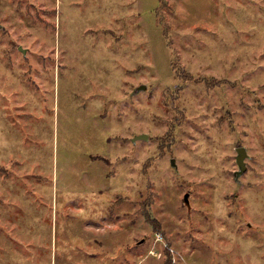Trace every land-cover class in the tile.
Returning <instances> with one entry per match:
<instances>
[{"label":"rangeland","instance_id":"1","mask_svg":"<svg viewBox=\"0 0 264 264\" xmlns=\"http://www.w3.org/2000/svg\"><path fill=\"white\" fill-rule=\"evenodd\" d=\"M0 264H264V0H0Z\"/></svg>","mask_w":264,"mask_h":264},{"label":"water","instance_id":"2","mask_svg":"<svg viewBox=\"0 0 264 264\" xmlns=\"http://www.w3.org/2000/svg\"><path fill=\"white\" fill-rule=\"evenodd\" d=\"M146 88V85L142 84L141 86H139L137 88V90H140V89H145ZM138 138H148V135L147 134H141L138 136ZM237 150V162H238V165H239V170H237L235 172V175H236V178L238 179L240 177V175H242L244 173V171L246 170L247 168V165H246V156H247V149L245 146H239L236 148ZM174 164V163H173ZM185 201L187 202L188 201V193L185 195Z\"/></svg>","mask_w":264,"mask_h":264},{"label":"trees","instance_id":"3","mask_svg":"<svg viewBox=\"0 0 264 264\" xmlns=\"http://www.w3.org/2000/svg\"><path fill=\"white\" fill-rule=\"evenodd\" d=\"M146 219L149 223L154 224L155 218L152 217V215L150 214V212L146 211Z\"/></svg>","mask_w":264,"mask_h":264}]
</instances>
